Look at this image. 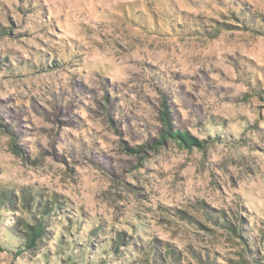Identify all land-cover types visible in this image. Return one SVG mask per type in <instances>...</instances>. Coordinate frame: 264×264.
Instances as JSON below:
<instances>
[{
    "label": "rangeland",
    "instance_id": "374dc122",
    "mask_svg": "<svg viewBox=\"0 0 264 264\" xmlns=\"http://www.w3.org/2000/svg\"><path fill=\"white\" fill-rule=\"evenodd\" d=\"M0 27V118L24 150L0 131V192H15L3 246L16 245L4 226L27 217L23 191L55 195L83 232L101 227L100 252L124 234L95 264H144L153 241L179 264H264V0H0ZM163 101L176 128L221 139L150 149ZM201 203L244 218L260 260ZM33 259L0 249V264Z\"/></svg>",
    "mask_w": 264,
    "mask_h": 264
},
{
    "label": "trees",
    "instance_id": "16d2710c",
    "mask_svg": "<svg viewBox=\"0 0 264 264\" xmlns=\"http://www.w3.org/2000/svg\"><path fill=\"white\" fill-rule=\"evenodd\" d=\"M9 35V30L4 27H0V37ZM159 119L161 122V127L159 135L157 138L152 139L148 146L150 149L160 147L165 144L167 140H172L177 147L185 150H205L207 145L214 141H219L221 136L217 135L215 137L208 136L207 138H198L192 135L188 130L176 128L172 122L171 110L168 105L163 101L161 103V108L159 109ZM0 131L14 135L12 138L11 146L14 151L21 156H24V150L21 149L16 143L15 132H10L7 130L6 125L2 123L0 118ZM4 129V130H3ZM5 129L7 131H5ZM126 151L133 154H141L144 152L145 146L138 145L136 147H125ZM11 190H6L0 192V206L3 207L5 212L14 211L15 195ZM20 198L22 200L21 209L26 214L27 217L23 218L22 222L19 223V219L15 221L12 220L10 225H5L2 231L4 234V241L9 239L15 242L14 250L8 248V246H3L0 241L1 250H9L12 252L14 257H19L24 253L33 254L35 257H40V262L42 264H95L93 257H99L97 255H108V251L112 253H117L121 246H126L124 234L122 232L116 233L115 237L109 242L110 247L108 251L103 250L100 252L98 249L99 245L96 238V234L102 228L99 226H94L87 231L85 229V224L83 222H72L68 215H63L66 210H61L62 204L60 200L53 195V197H47L42 199L40 196L37 200L30 193L21 192ZM205 216L207 217L209 223L218 229H223L228 233L233 234L237 237L243 244V247L249 253L250 262H256L260 260L259 253L256 251L254 241L249 239L248 226L245 224L244 218L240 216L231 215L230 217L224 216L223 213L213 214L211 211L207 210V207L202 203L200 204ZM206 207V209H205ZM20 213V210H18ZM241 215V214H240ZM51 216L57 217L56 219H61L60 225H56L62 231L57 232L51 228L52 221ZM181 220L190 222L188 216L181 213L178 214ZM59 217V218H58ZM4 222V217L1 216L0 223ZM200 227L201 224L197 223ZM214 230L215 228H209ZM87 232V234H85ZM251 237V234H250ZM1 240V234H0ZM47 243L54 245L53 251L49 250ZM50 244V245H51ZM83 250V252H82ZM147 252L145 250L144 254V264H179V255L174 248L166 245L165 248L160 249L156 241L150 242L147 247ZM196 254V253H193ZM55 255L56 260L52 261V257ZM199 264H212V260L206 255V258H201V256L196 255ZM31 264H41L38 260L33 259ZM100 260V259H98ZM128 264H135L134 260H128ZM244 264L246 263L243 260ZM216 264V263H214ZM238 264V263H236Z\"/></svg>",
    "mask_w": 264,
    "mask_h": 264
}]
</instances>
